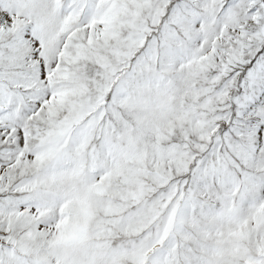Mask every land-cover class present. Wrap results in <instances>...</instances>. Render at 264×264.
<instances>
[{
    "label": "snow or ice",
    "instance_id": "6c2138e0",
    "mask_svg": "<svg viewBox=\"0 0 264 264\" xmlns=\"http://www.w3.org/2000/svg\"><path fill=\"white\" fill-rule=\"evenodd\" d=\"M0 264H264V0H0Z\"/></svg>",
    "mask_w": 264,
    "mask_h": 264
}]
</instances>
